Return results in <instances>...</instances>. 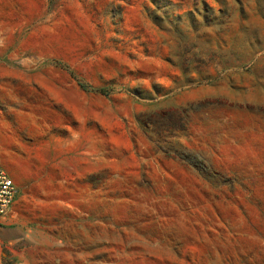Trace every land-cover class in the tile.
I'll use <instances>...</instances> for the list:
<instances>
[{"label": "rangeland", "instance_id": "obj_1", "mask_svg": "<svg viewBox=\"0 0 264 264\" xmlns=\"http://www.w3.org/2000/svg\"><path fill=\"white\" fill-rule=\"evenodd\" d=\"M0 264H264V0H0Z\"/></svg>", "mask_w": 264, "mask_h": 264}, {"label": "built area", "instance_id": "obj_2", "mask_svg": "<svg viewBox=\"0 0 264 264\" xmlns=\"http://www.w3.org/2000/svg\"><path fill=\"white\" fill-rule=\"evenodd\" d=\"M18 194V188L13 176L0 166V228L3 220L11 212Z\"/></svg>", "mask_w": 264, "mask_h": 264}]
</instances>
